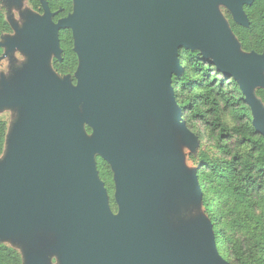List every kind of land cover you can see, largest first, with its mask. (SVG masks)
Instances as JSON below:
<instances>
[{
	"label": "rangeland",
	"instance_id": "rangeland-1",
	"mask_svg": "<svg viewBox=\"0 0 264 264\" xmlns=\"http://www.w3.org/2000/svg\"><path fill=\"white\" fill-rule=\"evenodd\" d=\"M73 1L75 12L61 19L53 17L46 2L41 13L29 0L1 2L11 32L0 41V120L7 123L0 157V243L19 251L24 264L86 263L85 245L74 243L78 229L64 218L56 193L38 181L16 187L28 173L55 169L57 159L49 132L64 141L61 136L72 127L88 151L87 165L116 219L121 212L118 195L124 176L131 171L130 163L139 164L146 176L143 207L167 264H221L217 258L230 264L213 248L220 225L210 221L202 195L195 190L200 184L190 159L200 149L212 152L214 148L186 127L181 108L174 109L169 98L160 96L162 84L142 93L130 115L102 122L100 104L90 99L101 89L93 79L78 29L64 27L74 32L79 57L76 73L63 76L55 70L54 61L63 57L58 27L77 18L84 0ZM213 7L225 31L228 53L253 62L234 69L250 82L252 97L264 113L257 94L264 91V55L243 51L232 33L227 3L214 1ZM205 45L212 44L202 35L190 51L203 55ZM99 157L113 173L115 210L98 175Z\"/></svg>",
	"mask_w": 264,
	"mask_h": 264
},
{
	"label": "water",
	"instance_id": "water-1",
	"mask_svg": "<svg viewBox=\"0 0 264 264\" xmlns=\"http://www.w3.org/2000/svg\"><path fill=\"white\" fill-rule=\"evenodd\" d=\"M214 1L235 6L241 15V0H84L77 18L58 27H74L82 34L93 79L101 89L90 99L100 104L102 122L130 115L140 95L159 84L160 96L169 98L173 106L167 86L182 69L179 51L190 49L202 35L216 50L213 65L227 80L239 82L242 90L249 89L250 82L234 67L253 62L228 53ZM66 130L68 134L61 136L64 141L49 132L57 159L55 169L28 173L16 183L17 190L26 182L38 181L56 193L64 218L78 229L74 243L85 245V264H167L143 207L146 176L139 164L130 163L131 171L124 176L118 195L121 212L116 219L87 165L88 151L72 127ZM212 245L216 250L215 238Z\"/></svg>",
	"mask_w": 264,
	"mask_h": 264
},
{
	"label": "trees",
	"instance_id": "trees-1",
	"mask_svg": "<svg viewBox=\"0 0 264 264\" xmlns=\"http://www.w3.org/2000/svg\"><path fill=\"white\" fill-rule=\"evenodd\" d=\"M1 2L0 41L11 32ZM29 2L40 13L46 2L55 19L75 12L73 0ZM231 29L237 32L232 24ZM58 33L63 57L53 66L59 74L72 76L79 65L74 32L61 28ZM241 33L243 46L249 49L247 29ZM204 50L203 55L190 49L179 51L182 69L173 76L167 93L173 106L183 111L186 127L214 148L212 152L200 149L190 159L205 212L214 225H220L216 248L230 264H264V116L250 90H242L233 79L227 80L213 65L215 48L205 45ZM257 94L264 103V91ZM6 135L7 123L0 120V157ZM98 171L115 210L113 173L100 157ZM0 264H24V259L19 251L0 243Z\"/></svg>",
	"mask_w": 264,
	"mask_h": 264
},
{
	"label": "flooded vegetation",
	"instance_id": "flooded-vegetation-1",
	"mask_svg": "<svg viewBox=\"0 0 264 264\" xmlns=\"http://www.w3.org/2000/svg\"><path fill=\"white\" fill-rule=\"evenodd\" d=\"M226 3V2H225ZM228 4V3H227ZM231 12L229 13V24L233 35L237 38L244 52L255 54L258 56L264 55V0H241L239 10L241 17L236 11L235 6L228 4ZM225 15H227L225 13ZM247 29L248 40L250 42L249 49H245L241 41V31Z\"/></svg>",
	"mask_w": 264,
	"mask_h": 264
}]
</instances>
